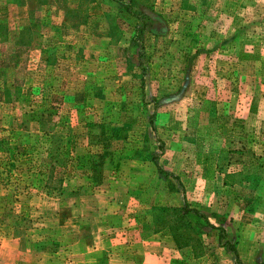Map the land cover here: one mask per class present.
<instances>
[{
    "label": "rangeland",
    "instance_id": "rangeland-1",
    "mask_svg": "<svg viewBox=\"0 0 264 264\" xmlns=\"http://www.w3.org/2000/svg\"><path fill=\"white\" fill-rule=\"evenodd\" d=\"M1 210L0 264H264V0H0Z\"/></svg>",
    "mask_w": 264,
    "mask_h": 264
},
{
    "label": "trees",
    "instance_id": "trees-1",
    "mask_svg": "<svg viewBox=\"0 0 264 264\" xmlns=\"http://www.w3.org/2000/svg\"><path fill=\"white\" fill-rule=\"evenodd\" d=\"M120 3H123V2H121L120 1ZM126 11L127 12H129L130 11V4H126ZM156 18H155V16H153L152 14H149V15H147V20H155ZM163 31V30H162ZM162 31H161V34H164V31H163V33H162ZM154 34H157V32H153ZM158 35V34H157ZM140 39L137 37V34H136V36H134V38H133V40H132V42L135 44V43H139L140 44V49H142L143 48V46H142V44L140 43ZM188 82V77L186 76V81L184 82V87L182 86L181 87V89L178 91V95L179 94H182L183 92H184V88L186 87L185 85V83H187ZM162 100H164V103L165 102H167L168 101V98L167 97H164ZM152 101H153V103H154V105H155V107H158V103L159 102H157V100H155V99H152ZM153 118V117H152ZM150 124H151V122H150ZM152 125H153V122H152ZM57 151V150H56ZM54 152V154H53V156L54 155H56L57 154V152ZM158 172L160 173V174H164V176L165 177H167V176H170V174L169 173H167V172H163V170L161 169V168H159L158 167ZM41 182H44L45 183V181L44 180H41ZM184 213H192L193 215H195L196 217H198V218H201V219H203V221L206 223V224H208V216H206L205 214H203V212H200V211H198V210H196V209H188V208H185V210H184ZM212 217H214V218H217V215L216 214H212ZM211 227V226H210ZM212 228V227H211Z\"/></svg>",
    "mask_w": 264,
    "mask_h": 264
},
{
    "label": "crops",
    "instance_id": "crops-1",
    "mask_svg": "<svg viewBox=\"0 0 264 264\" xmlns=\"http://www.w3.org/2000/svg\"><path fill=\"white\" fill-rule=\"evenodd\" d=\"M19 184L22 185V181H21V180L19 181ZM41 185H42V184H40V186H41ZM15 186H16V185H12V187H15ZM44 186H45V185H42V187H44ZM12 187H10V188H12ZM19 187H20V186H19ZM36 187H37V186H36ZM38 187H39V185H38ZM1 211H2L3 214H2V216H0V217H5V216H4V215L6 214L5 211H4V210H1ZM29 244H30V243H27V244L25 243V246H26V247H25V248H26L25 250H26V251H28V249H29V248H28V245H29ZM29 250H30V249H29ZM35 251H36V250H35ZM142 253L145 255V257H148V256L150 255L149 253L141 252V254H142ZM150 256H151V255H150Z\"/></svg>",
    "mask_w": 264,
    "mask_h": 264
}]
</instances>
